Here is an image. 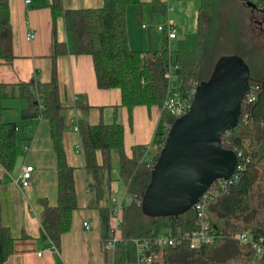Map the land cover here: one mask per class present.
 <instances>
[{
	"label": "trees",
	"instance_id": "obj_1",
	"mask_svg": "<svg viewBox=\"0 0 264 264\" xmlns=\"http://www.w3.org/2000/svg\"><path fill=\"white\" fill-rule=\"evenodd\" d=\"M50 1L53 13H59L65 19L72 38L70 52L92 56L98 87L121 90V106L128 108L131 121L135 107L163 104L168 96L167 73L171 65L177 66L174 75L181 92H185L193 81H212L224 66L231 68L240 62L246 66L250 80L248 94H254L255 100L249 101V95L245 97L238 125L221 137L227 149L237 152L238 163L243 169L232 181L218 179L212 184L209 190L212 197L206 210L215 238L196 248L190 246L187 238V234L199 229L194 207L179 215H154L138 203L147 192L154 164L176 118L169 112H162L164 131L160 133L158 152L149 161L146 159L147 148L142 145L133 147L131 157L127 155L125 128L116 117L113 123L92 124L88 119L92 106L85 95L77 99L75 107L80 114L78 126L86 159L85 172L90 190L88 206L101 211L107 227L108 215L116 208L111 188L115 181V162L119 166L116 180L125 183L127 194L133 198L132 203L123 208V241L114 250L123 264H138L133 243L136 238L149 241L148 253L156 258L152 264H264V250L258 254L248 244L236 239V235L246 232L254 239H262L264 246V56L258 44L250 41L251 45L246 39L244 25L247 15V23L262 27L264 31V0H251L256 7L248 6L242 0H201L198 49L193 51L172 49L168 37L159 49L131 48L127 9L134 5L138 19L142 20L145 7L142 0H104L101 7L80 9H65L63 0ZM150 4L153 12L166 14L164 1L152 0ZM54 45L53 58L68 52L64 43L55 41ZM13 58L9 2L0 0V61ZM17 85L19 94L13 85L0 83V166L11 172L19 155L17 125L3 119L4 101L26 98L36 114L49 121L58 156L57 205H51L46 199L40 202L44 208L41 238L60 248L62 236L71 229L78 198L74 168L68 164L63 146L67 124L55 68L50 82L32 79ZM106 189L109 204L105 202ZM163 232L174 235L177 243L158 246L156 239ZM14 242L10 229L0 222V263L13 254Z\"/></svg>",
	"mask_w": 264,
	"mask_h": 264
},
{
	"label": "crops",
	"instance_id": "obj_2",
	"mask_svg": "<svg viewBox=\"0 0 264 264\" xmlns=\"http://www.w3.org/2000/svg\"><path fill=\"white\" fill-rule=\"evenodd\" d=\"M142 1L145 3L142 20L138 19L134 5L127 9L131 48L159 49L165 43L167 34L160 31L158 26L171 21L178 27L177 37L170 42L172 49H195L201 0H173L172 10L166 14L153 12L150 4L152 0ZM8 2L14 58L0 61V83L13 85L19 94L17 84L32 79L50 82L55 68L67 124L63 133V146L67 162L74 168L78 208L73 211L71 229L62 236L60 248L53 247L52 242L41 238L44 208L40 200L46 199L53 206L58 201V156L50 123L36 114L26 98L6 99L3 119L17 125L19 155L11 172L0 166V222L10 229L15 238L13 254L0 264H123L114 251L104 247L114 227H117L123 238L122 223L120 225V220L115 216V210L108 215V226L105 227L101 211L88 206L90 190L85 172V153L83 146L82 149L80 147V114L75 104L80 96L88 98L92 106L88 119L92 124L113 123L116 117L125 128L127 155L131 157L133 147L142 145L147 148V155H151L148 159L146 157L149 161L155 158L161 140L160 133L164 131L161 106L139 105L133 109L131 121L128 108L121 106V90L98 87L92 56L70 52L72 38L66 29L65 19L59 13H53L50 0ZM103 4L104 0H63L65 9L98 8ZM146 19L150 24H143L142 29L146 32H140L136 23L141 25ZM29 32L35 33L34 39L28 40ZM55 41L64 43L68 52L53 58ZM26 166H33L34 171L31 184L23 187L17 179ZM116 170L114 167V172L118 173L119 166ZM114 178L111 185L113 197L123 203L131 196L127 194L125 183L116 180L118 174ZM87 220L91 223L90 229L84 227L83 223Z\"/></svg>",
	"mask_w": 264,
	"mask_h": 264
},
{
	"label": "water",
	"instance_id": "obj_3",
	"mask_svg": "<svg viewBox=\"0 0 264 264\" xmlns=\"http://www.w3.org/2000/svg\"><path fill=\"white\" fill-rule=\"evenodd\" d=\"M242 1L256 7L251 0ZM249 91V71L242 62L222 67L212 81L199 84L190 109L167 133L142 200L145 210L154 215L185 213L216 180L234 177L238 155L221 137L238 125Z\"/></svg>",
	"mask_w": 264,
	"mask_h": 264
},
{
	"label": "built area",
	"instance_id": "obj_4",
	"mask_svg": "<svg viewBox=\"0 0 264 264\" xmlns=\"http://www.w3.org/2000/svg\"><path fill=\"white\" fill-rule=\"evenodd\" d=\"M173 0H165L167 5V12L172 10V3ZM30 0H27L29 3ZM158 29L160 31H164L167 34L169 41L171 42L174 40L178 35V27L175 23L171 21H167L165 24L159 25ZM28 40H32L35 38V33L29 32L27 35ZM177 66H170V70L167 73V77L169 80V91L168 96L164 100L163 104L161 105L162 112L166 111L171 113L176 119L183 116L191 107L197 92V88L199 86L198 81H193L189 84L187 90L185 92H181L179 90L178 94L173 95L171 93L172 81L177 80L174 72L176 71ZM249 95V94H248ZM247 95V96H248ZM255 100V95H249V101ZM78 130V127H77ZM82 149V145L80 146ZM243 169L242 165H238L237 171L233 178L224 181H232L233 179L237 178V173ZM33 166H26L22 169L17 182L20 183L23 187H28L31 184V180L33 177ZM212 197V192L205 193L199 202L194 205V209L197 214L199 229L194 231L192 234L188 235L187 238L189 239L190 246L192 248H196L202 244L209 243L214 240L215 235L212 232L211 224L208 221L207 215V205L209 203L210 198ZM113 202L117 204L115 209V216L118 217V221L120 220V225L122 223V203L117 201L116 197H113ZM139 204H142L141 201H138ZM84 227L86 229L91 228V223L87 220L84 223ZM236 239L244 244H248L252 249H254L258 254H261L264 250L263 241L262 239H254L249 233H241L236 235ZM123 238L120 237L117 227H114L111 230V233L108 239L105 241L104 247L106 250L114 251L116 247L122 243ZM133 243L136 248V256L138 264H152L155 261V257L149 255L150 250V243L146 239L136 238L133 240ZM177 243V238L174 235L169 233L163 232L161 233L157 239L156 244L160 247H167L172 246ZM53 247H55L53 245ZM56 248V247H55Z\"/></svg>",
	"mask_w": 264,
	"mask_h": 264
},
{
	"label": "rangeland",
	"instance_id": "obj_5",
	"mask_svg": "<svg viewBox=\"0 0 264 264\" xmlns=\"http://www.w3.org/2000/svg\"><path fill=\"white\" fill-rule=\"evenodd\" d=\"M246 17H247V15H246ZM246 17H245V27H246V39L248 40V42H252V43H255V44H258L259 45V49H260V52H261V54H263V56H264V31H262L261 29H262V27H257V25H253V24H251V23H247V21H246ZM143 23H141V25H139V24H137L136 23V28H138V30L140 31V32H144L145 30H143L142 29V25L143 24H145V25H148V24H150V22L146 19V20H144V21H142ZM165 24V23H164ZM264 27V26H263ZM217 30H218V32H220L219 31V29L217 28ZM146 32V31H145ZM217 32V31H216ZM256 40V41H254V40ZM250 42V43H251ZM252 43H251V45H252ZM175 50H177V48H174ZM188 49V48H187ZM198 49V43H197V45H196V47H195V49H193V50H197ZM193 50H190V51H193ZM187 51H189V49L187 50ZM171 93L173 94V95H176V94H178V92H179V88H178V84H177V81L176 80H173L172 81V87H171ZM156 151V149L155 148H153V152H155ZM151 155H146V157H147V159L150 157ZM114 166H115V168H117V170H116V172L118 171V163L117 162H115L114 163ZM117 174H118V176H119V172L118 173H113V175H114V177L115 176H117ZM109 191H108V189H106V195H105V202L107 203V204H109L110 203V201H109ZM132 201H133V198L131 197V198H126V200H124L123 201V203H122V207L123 208H126V207H128L131 203H132ZM154 264H161L160 262H156V263H154ZM232 264H248V263H232ZM250 264H256V263H250Z\"/></svg>",
	"mask_w": 264,
	"mask_h": 264
}]
</instances>
